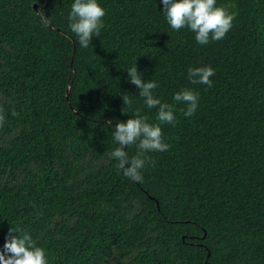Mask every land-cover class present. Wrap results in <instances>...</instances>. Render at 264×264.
<instances>
[{
  "label": "trees",
  "instance_id": "1",
  "mask_svg": "<svg viewBox=\"0 0 264 264\" xmlns=\"http://www.w3.org/2000/svg\"><path fill=\"white\" fill-rule=\"evenodd\" d=\"M71 2L0 0V250L13 225L49 264H264V0H217L232 28L203 46L160 0H100L87 49ZM135 62L162 101L199 93L194 115L177 104L161 125L170 147L147 154L141 182L106 154L123 96L156 122L126 80ZM204 65L211 87L187 78Z\"/></svg>",
  "mask_w": 264,
  "mask_h": 264
},
{
  "label": "clouds",
  "instance_id": "2",
  "mask_svg": "<svg viewBox=\"0 0 264 264\" xmlns=\"http://www.w3.org/2000/svg\"><path fill=\"white\" fill-rule=\"evenodd\" d=\"M160 4L163 6L160 13L166 24L173 31L187 29L198 45H207L210 40H221L232 28L234 14L218 6L217 0H160ZM105 14L100 0H72L67 13V26L81 48L87 49L93 37L100 35ZM125 72L126 80L135 86L144 108L155 109L156 122H149L140 108L133 107L134 100L123 96L121 112L129 118L125 121L116 120L114 125L108 121L115 147L106 154L124 177L141 182L143 170L151 164L147 154L165 152L170 147L164 141L161 125L175 123L174 108L177 104L184 106L185 117L194 115L199 106V93L191 88H180L172 94L173 103L169 104L155 94L154 90L158 87L156 80L143 79L136 62ZM214 74L215 70L210 65L187 68V78L191 84L211 87ZM133 145L135 154L129 155L126 149ZM0 264H49V257L46 249L39 246L28 232H21L17 226L11 225L9 237L0 250Z\"/></svg>",
  "mask_w": 264,
  "mask_h": 264
},
{
  "label": "water",
  "instance_id": "3",
  "mask_svg": "<svg viewBox=\"0 0 264 264\" xmlns=\"http://www.w3.org/2000/svg\"><path fill=\"white\" fill-rule=\"evenodd\" d=\"M35 8L37 9V8H38V6H37V5H35Z\"/></svg>",
  "mask_w": 264,
  "mask_h": 264
}]
</instances>
